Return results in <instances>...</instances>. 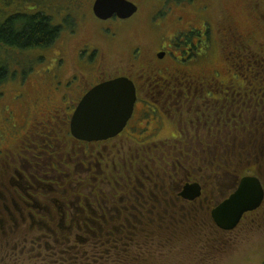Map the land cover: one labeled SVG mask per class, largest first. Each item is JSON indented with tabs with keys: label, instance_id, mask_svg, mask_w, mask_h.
<instances>
[{
	"label": "flooded vegetation",
	"instance_id": "obj_1",
	"mask_svg": "<svg viewBox=\"0 0 264 264\" xmlns=\"http://www.w3.org/2000/svg\"><path fill=\"white\" fill-rule=\"evenodd\" d=\"M220 1L155 0L128 61L66 43L0 84V264H160L192 243L264 257V12ZM136 15L95 18L110 39ZM118 79L136 91L124 129L75 137L84 97Z\"/></svg>",
	"mask_w": 264,
	"mask_h": 264
},
{
	"label": "rangeland",
	"instance_id": "obj_2",
	"mask_svg": "<svg viewBox=\"0 0 264 264\" xmlns=\"http://www.w3.org/2000/svg\"><path fill=\"white\" fill-rule=\"evenodd\" d=\"M11 1L9 0L5 3V5L11 3ZM95 1L96 0H81L82 6L79 7L82 8L81 12L75 16V19L72 17L64 22V29H62V32L59 34L57 40L48 47L40 50L27 51L26 53L24 52L23 56L26 57L30 55L26 62L36 58L39 61V65L51 63V61L55 58H58L61 51V54L65 51L64 49L66 48V43H68L69 47L73 50L80 47L83 42L91 41L96 47L100 48V52L104 53L107 59L111 58L112 62L118 65L121 61H128L138 46L143 45L144 42L147 44L153 41L150 31L147 29L148 27H154L158 24V21L152 17V11L161 9L157 5L158 3H155V0H128L137 4L139 7V13L131 22L124 25L117 24V26H114V24L110 23L109 26H113L112 29L117 34L115 37H111L110 39H107V36L109 35H105L110 32H105L98 26V22L93 14L92 8ZM206 1L208 0H194V3L197 7H199ZM219 1L220 0H210L211 3L215 4V6L219 4ZM223 1L225 2L226 0ZM251 1L252 0H246V4L250 7ZM260 1L262 4H260ZM260 1V11L263 13L264 0ZM232 4L233 2L228 3L226 7L232 9ZM0 9L5 12L10 11L6 7L4 8V6ZM74 29L76 30L75 35L71 32ZM155 43L156 42L154 41L151 44L156 45ZM73 53H76V50H73ZM214 239L218 238H213V240ZM202 247L203 246L197 247V244L195 243L190 244L188 248L180 247L176 250V252L179 253L181 257H170L167 260H161L160 264H264V257L259 258L257 256H254L255 261L254 263H251L248 256L252 254L244 255L245 260L242 259L243 256L238 257L235 254H230L232 251L229 252V258H224L225 256L221 257L219 243L213 244V249L210 250L212 251L210 255L211 258L207 259V253L205 254V249L204 247L202 249ZM185 255H190L192 257L188 258ZM148 264H156V261H149Z\"/></svg>",
	"mask_w": 264,
	"mask_h": 264
},
{
	"label": "water",
	"instance_id": "obj_3",
	"mask_svg": "<svg viewBox=\"0 0 264 264\" xmlns=\"http://www.w3.org/2000/svg\"><path fill=\"white\" fill-rule=\"evenodd\" d=\"M92 10L96 18L107 21L113 17L129 20L139 9L128 0H96ZM135 102V87L126 79H118L93 88L84 97L74 115L72 121L74 136L82 140L98 141L117 135L132 116ZM238 196L233 198L232 203H238ZM248 209L245 207L236 212L234 222L239 221L242 213ZM222 214V208L215 212V219L219 224ZM235 223L230 225V228H233Z\"/></svg>",
	"mask_w": 264,
	"mask_h": 264
},
{
	"label": "trees",
	"instance_id": "obj_4",
	"mask_svg": "<svg viewBox=\"0 0 264 264\" xmlns=\"http://www.w3.org/2000/svg\"><path fill=\"white\" fill-rule=\"evenodd\" d=\"M8 1L0 0V8L10 10L0 9V84L15 74L19 62H26L30 55L24 52L53 44L64 22L82 9L81 0H10L5 5Z\"/></svg>",
	"mask_w": 264,
	"mask_h": 264
}]
</instances>
